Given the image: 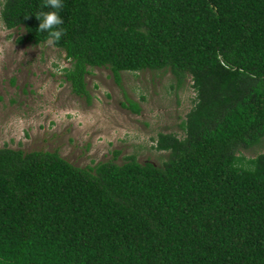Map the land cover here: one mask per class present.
Returning <instances> with one entry per match:
<instances>
[{
    "label": "trees",
    "instance_id": "trees-1",
    "mask_svg": "<svg viewBox=\"0 0 264 264\" xmlns=\"http://www.w3.org/2000/svg\"><path fill=\"white\" fill-rule=\"evenodd\" d=\"M45 0H5L18 43L46 44ZM65 81L170 71L191 80L183 136L162 165L136 155L76 166L57 151L0 148V264H264V0H61ZM135 114L141 106L128 99Z\"/></svg>",
    "mask_w": 264,
    "mask_h": 264
},
{
    "label": "rangeland",
    "instance_id": "rangeland-1",
    "mask_svg": "<svg viewBox=\"0 0 264 264\" xmlns=\"http://www.w3.org/2000/svg\"><path fill=\"white\" fill-rule=\"evenodd\" d=\"M5 0H0V12ZM23 30L7 29L0 13V148L57 151L76 166L136 155L139 162L162 165L167 152L155 150L159 133L183 136L181 122L193 107L191 80L179 88L164 71L123 72L118 86L107 69L87 76L91 95L80 97L65 81V53L46 43H18ZM128 99L138 103L135 114ZM264 152L261 145L247 157Z\"/></svg>",
    "mask_w": 264,
    "mask_h": 264
},
{
    "label": "clouds",
    "instance_id": "clouds-1",
    "mask_svg": "<svg viewBox=\"0 0 264 264\" xmlns=\"http://www.w3.org/2000/svg\"><path fill=\"white\" fill-rule=\"evenodd\" d=\"M42 8H51L52 11L40 12L36 15L37 20L40 22L38 31H47L49 39L47 43H53V40L58 41L62 35L63 30L59 27L63 24V20L59 16V11L63 4L61 0H45L41 6Z\"/></svg>",
    "mask_w": 264,
    "mask_h": 264
}]
</instances>
